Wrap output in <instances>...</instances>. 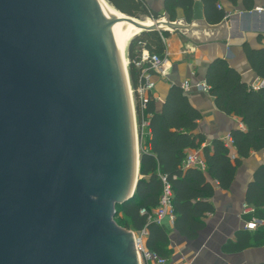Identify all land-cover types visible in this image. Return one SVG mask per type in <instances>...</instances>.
Listing matches in <instances>:
<instances>
[{"label":"water","instance_id":"water-1","mask_svg":"<svg viewBox=\"0 0 264 264\" xmlns=\"http://www.w3.org/2000/svg\"><path fill=\"white\" fill-rule=\"evenodd\" d=\"M105 1L0 0V264H139L113 219L140 179L126 22L202 42L230 12L146 26Z\"/></svg>","mask_w":264,"mask_h":264},{"label":"trees","instance_id":"trees-1","mask_svg":"<svg viewBox=\"0 0 264 264\" xmlns=\"http://www.w3.org/2000/svg\"><path fill=\"white\" fill-rule=\"evenodd\" d=\"M116 10L128 16L158 20L165 15L170 21L179 17L190 22L194 0H162V7L155 9L148 0H106ZM203 5L204 19L208 24H217L225 17L220 0H199ZM236 6L239 4L250 12L255 0H225ZM169 31H145L134 36L127 46L128 73L136 104L139 129L141 121L148 119L145 134L139 132L141 139L139 154V173L133 198L115 206L116 223L135 232L146 231L144 245L147 250L159 257L172 253L169 232L163 224L148 220V216L158 207L163 189L162 177L169 183L172 191V212L174 231L187 240L197 237L205 226L203 220L214 211L210 201L216 187L228 189L234 179L237 167L252 151L264 150V85L254 89L242 78L227 60L214 58L204 74L208 93L214 97L215 106L227 115L238 116L245 131L232 129L230 137L234 153L223 140L213 139L209 145L204 143V134L197 131L199 111L190 103L179 84H172L167 91L161 107L153 95L145 102L144 108L136 94V88L143 83L142 67H137L141 51L163 57L165 39ZM256 46L247 42L243 51L252 71L264 80V34L256 36ZM156 74L154 71L150 72ZM201 149L205 169L184 166L188 149ZM245 202L254 212L244 219L255 216L264 219V164L258 166L248 182ZM145 212L141 214L140 212ZM264 245V225L254 230H238L235 242L224 245L226 252H238L248 247ZM264 264V263H262Z\"/></svg>","mask_w":264,"mask_h":264},{"label":"crops","instance_id":"crops-1","mask_svg":"<svg viewBox=\"0 0 264 264\" xmlns=\"http://www.w3.org/2000/svg\"><path fill=\"white\" fill-rule=\"evenodd\" d=\"M148 1L151 5L155 4L157 9L162 7V0ZM220 5L230 12L229 24H225L226 38L194 42L182 32L181 28L170 30V36L165 39L164 73L150 76V80L154 83L152 94L158 108L161 107L172 84L180 85L185 80L190 83L191 87L185 93L190 103L200 113L197 131L203 133L205 137L201 147L209 145L215 138L224 141L230 136L232 129L245 131V126L238 116L227 115L220 111L215 106L212 95L194 87L196 83L205 81V70L214 58L221 57L227 60L250 87L257 89L264 85V80L256 76L250 68L243 51L245 42L256 46L257 34H264V0H255L250 12L244 11L239 4L232 6L225 0H220ZM162 17L164 20L165 15ZM225 145L233 154L232 140ZM195 151L203 158L200 148L188 149L186 155ZM261 164H264V150L252 151L237 167L230 187L215 188L214 195L210 199L214 211L203 218L205 226L195 239L187 240L177 234L173 229L172 221L168 218L162 222L169 232L172 249V253L166 257L167 261L174 264L184 261L192 264L264 263V245L248 247L238 252L224 250L227 242H235L236 232L244 230L239 214L243 206L247 205L245 202L247 184L252 179L254 170Z\"/></svg>","mask_w":264,"mask_h":264},{"label":"built area","instance_id":"built-area-1","mask_svg":"<svg viewBox=\"0 0 264 264\" xmlns=\"http://www.w3.org/2000/svg\"><path fill=\"white\" fill-rule=\"evenodd\" d=\"M260 8L257 10L259 11ZM256 10V11H257ZM166 60V56L164 54L163 57L158 56L157 54H149V52L145 49L141 51L139 61L135 63L137 67H142L141 71V78L143 79V83H140L136 88V94L140 100V106L143 109L145 102L152 94V90L154 88V83L150 80L151 71H154L155 73L162 74L164 73L163 66ZM180 87L185 92L187 91L191 85L190 83L185 80L180 84ZM194 87L200 91L208 93V86L203 82H198L194 85ZM133 92V89H132ZM134 93V92H133ZM141 133L145 134V129L148 126V119L144 118L141 121ZM225 144H229L231 142V137L228 136L224 140ZM184 166H193L197 167L201 170L205 169V162L204 159L201 156H198V153L191 152L185 156ZM163 183V189L161 191L160 197H159V203L158 207H156L152 214L148 216V220H153L158 224H163L162 222L165 219H169L173 221L174 215L172 212V204H171V198H172V191L169 183L166 181L164 177L161 178ZM145 211L142 210L140 213L143 214ZM254 212V209L249 205H244L240 214L239 218L243 222V229L244 230H254L258 226L264 225V219L256 218L255 216H251L249 219H244L245 215L252 214ZM134 233V231H133ZM137 235L134 238L137 254L139 255L141 264H174L172 262H169L166 260V257H159L155 255L154 253L150 252L146 249L144 245V239L146 235V231L143 229L139 232H136ZM178 264H192L189 261H184Z\"/></svg>","mask_w":264,"mask_h":264},{"label":"bare ground","instance_id":"bare-ground-1","mask_svg":"<svg viewBox=\"0 0 264 264\" xmlns=\"http://www.w3.org/2000/svg\"><path fill=\"white\" fill-rule=\"evenodd\" d=\"M105 1V0H104ZM106 2V1H105ZM106 4L109 6V8L111 10H113L119 17L121 18H125L124 15H122L120 12H118V10H115L114 7H112L110 4H108L106 2ZM162 22H165L163 19H160L159 21H155V20H151L149 18H144V19H138V23L140 25H154V24H158V23H162ZM161 27H166V26H162L160 25ZM139 32V30L135 27V25L133 24H129L126 22V25H125V33H126V50H127V46H128V43L130 42V40L135 36L137 35ZM126 63H127V66H128V63H129V60H128V57H127V51H126ZM130 89H131V93H132V88H131V85H130ZM132 96V95H131ZM133 103V102H132ZM135 117V116H134ZM135 131H136V124H135ZM137 131H136V148H137V161H138V158H139V150H138V142H137ZM139 176L136 175V178H138Z\"/></svg>","mask_w":264,"mask_h":264},{"label":"rangeland","instance_id":"rangeland-1","mask_svg":"<svg viewBox=\"0 0 264 264\" xmlns=\"http://www.w3.org/2000/svg\"><path fill=\"white\" fill-rule=\"evenodd\" d=\"M152 5H153V7H154L155 9H157V7L155 6V4H152ZM143 19H144V18H143ZM160 19H163V17H160L158 20H160ZM126 51H127V50H126ZM127 70H128V66H127ZM131 95H132V102H133V110H135V104H136L135 96H134V93H133V92L131 93ZM134 116H135L136 131H137V135H138V138H137V142H138V150H139V154H140V145H141V139H142V138H141L140 135H139L140 129H139L138 120H137V115H136V112H135V111H134ZM113 219H114L115 224H116L118 227H120V229H123V230L129 231V232L132 231L133 238L136 237L137 233H136L135 231H134V233H133V230L118 225V224L116 223V219H115L114 217H113ZM144 242H145V240H144ZM137 255H138V254H137ZM138 263L141 264V261H140L139 255H138Z\"/></svg>","mask_w":264,"mask_h":264}]
</instances>
